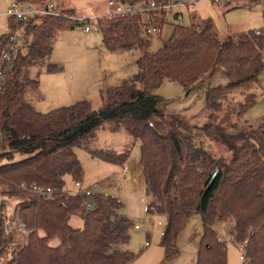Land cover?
I'll list each match as a JSON object with an SVG mask.
<instances>
[{"label":"trees","instance_id":"obj_1","mask_svg":"<svg viewBox=\"0 0 264 264\" xmlns=\"http://www.w3.org/2000/svg\"><path fill=\"white\" fill-rule=\"evenodd\" d=\"M19 1L43 6L52 2ZM59 9L57 14L25 20L9 17L10 31L1 36L0 60L2 43L10 34L18 30L23 45L13 53L11 69L0 82V264H130L134 260L135 253L123 248L133 225L123 202L96 192L93 207L87 209L85 197L69 186L71 180L85 179L77 147L102 159L124 161L121 155L92 146L98 130L106 126L114 131L123 127L140 142L141 166L154 198L148 209L165 215L163 264L179 254V235L196 213L208 233L195 264H228V244L219 241L216 223L242 247V264H264V117L257 126L232 134L225 129L233 123L222 115L229 91L259 82L264 69V14L259 29L222 35L212 19L191 11L190 22L172 24V35L155 51L149 50L150 40L143 32L152 23L162 28L167 13L98 16L95 21L106 47L141 50L138 72L102 89L97 109L85 98L42 112L28 100L27 92L39 88L37 69H59L47 59L59 33L78 24L71 18L72 7ZM220 68L227 82H207ZM165 80L205 96L207 121L202 130L214 129L215 138L232 153L230 159L214 156L203 141L201 134H206L184 114L166 112L168 99L152 91ZM254 101L255 93L250 92L232 111L243 117ZM34 185L51 188L53 197L34 192ZM75 215L82 218V226L71 223Z\"/></svg>","mask_w":264,"mask_h":264},{"label":"rangeland","instance_id":"obj_2","mask_svg":"<svg viewBox=\"0 0 264 264\" xmlns=\"http://www.w3.org/2000/svg\"><path fill=\"white\" fill-rule=\"evenodd\" d=\"M14 0H0V36L10 31L9 17L5 14ZM119 1V0H114ZM193 4L190 10L203 18H210L216 24L220 34H240L250 29H259L263 25L264 3L262 0H223L216 4L210 0H188ZM231 1L232 4H227ZM59 7H72L75 13L82 17H95L110 14L114 7L109 0H52ZM149 20L148 14H145ZM189 23L188 11L184 17ZM173 32V25L166 23L161 31L143 32V36L150 40L149 50L155 51L169 39ZM141 50L138 47L131 49L119 47L109 49L104 45L102 33L98 29L97 21L91 24V30L86 32L83 24H76L59 33L56 45L46 63L59 67L56 71H48L44 67L37 69L39 74L38 90L30 89L27 92L28 100L40 111L46 112L63 105L77 101L73 90L84 86L83 99H89L94 108L102 103L101 90L108 85H115L124 78L133 77L138 72V57ZM223 68L216 71L207 82L212 85L225 84L227 76ZM93 77L94 84L86 80ZM68 87V88H67ZM153 93L168 99L165 106L167 113H182L185 118L196 126L197 131L203 132L207 118L205 96L197 90H186L177 81L165 80L153 88ZM250 92L255 93V101L249 106L243 117H238L237 110L241 103L246 101ZM80 98L79 100H81ZM224 114L233 123L225 131L236 134L246 130L250 125L257 126L264 117V69L259 76V82L251 84L249 89L235 88L229 91L223 99ZM240 118V119H239ZM225 121L223 124H225ZM219 123L218 121H216ZM206 135L201 134L206 147L216 156L232 157L228 148L214 136V129L207 128ZM140 142L125 128L113 130L110 126L100 128L92 146L102 153L109 150L114 155L125 157L124 163L102 159L84 147H77L78 157L84 166L85 184L99 182L98 192L112 194L124 204V212L133 220L130 229L131 239L123 245L135 253L130 264H163L164 247L161 244L165 226V215L159 211H150L148 204L154 200L148 191L142 168L135 172L130 171V163L134 157L140 155ZM97 162L103 163L105 168H98ZM75 226H82L83 220L79 215L71 219ZM221 224V223H220ZM216 223L214 229L220 234L227 235L226 228ZM226 227L230 228L231 225ZM208 230L203 226V218L196 213L190 223L183 229L178 238L179 254L165 264H195V257L199 245ZM242 247L237 244H228L227 263L242 264Z\"/></svg>","mask_w":264,"mask_h":264},{"label":"built area","instance_id":"obj_3","mask_svg":"<svg viewBox=\"0 0 264 264\" xmlns=\"http://www.w3.org/2000/svg\"><path fill=\"white\" fill-rule=\"evenodd\" d=\"M214 3H221L223 0H210ZM192 2L188 0H149V1H140L136 3H125L122 1L109 0V5L114 7L112 13H135V12H159L167 13V23L171 21L174 23H185L184 17L188 11V16H190V6ZM60 12L59 6L55 2H49L45 6L35 5L26 1L14 0L11 4V7L5 13L8 17H15L16 19H28L31 16L38 14L47 15V14H57ZM95 17H82L77 14L71 15V18L78 22V24L84 25V30L86 32L91 30V21L97 18ZM147 32L161 31V27L156 24L147 25ZM2 42L0 36V43ZM23 45V40L20 38V32L17 30L13 34L9 35V38L6 42L2 43V57L0 60V82L3 81L6 77V73L11 69V59L14 52ZM2 135L0 134V139ZM71 191L73 193L82 194L84 199V205L87 209L93 207V195L98 192V188L101 186L99 182H93L90 185H86L82 181L71 180ZM34 192L41 194L44 197L51 198L53 197V190L51 188H44L38 185L32 187ZM23 229L25 225L21 226ZM219 241L224 242L225 244H237L233 235L227 236L219 234ZM241 258H244V255H241Z\"/></svg>","mask_w":264,"mask_h":264},{"label":"crops","instance_id":"obj_4","mask_svg":"<svg viewBox=\"0 0 264 264\" xmlns=\"http://www.w3.org/2000/svg\"><path fill=\"white\" fill-rule=\"evenodd\" d=\"M221 3H223V2H221ZM264 3V2H263ZM218 4H220V3H218ZM227 4H232V2L231 1H227ZM263 6V9H264V5H262ZM63 8V7H62ZM191 11V10H190ZM76 14V13H75ZM89 32V31H88ZM94 81H95V79L93 78V77H91L90 79H89V81L88 80H86V82L87 83H91V84H94ZM68 88V87H67ZM73 92L78 96L77 97V99L76 100H79L80 98H82V97H80V96H83V97H85V96H87V95H83V93H81V92H84V86L83 85H81L78 89H76V90H73ZM83 99V98H82ZM97 167L100 169V168H105L106 166L105 165H103V163H101V162H97ZM140 168H142V166H141V158H140V155L138 156V157H134L133 158V160L131 161V163H130V171H132V170H135V172L137 173V171L138 170H140ZM143 171V170H142ZM86 173V172H85ZM84 183L86 182L85 181V179H84V181H83ZM69 186H73L71 183H70V185ZM74 225V224H73Z\"/></svg>","mask_w":264,"mask_h":264},{"label":"water","instance_id":"obj_5","mask_svg":"<svg viewBox=\"0 0 264 264\" xmlns=\"http://www.w3.org/2000/svg\"><path fill=\"white\" fill-rule=\"evenodd\" d=\"M215 177V176H214Z\"/></svg>","mask_w":264,"mask_h":264}]
</instances>
